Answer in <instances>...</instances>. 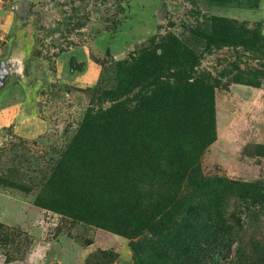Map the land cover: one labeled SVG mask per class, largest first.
Segmentation results:
<instances>
[{"label":"rangeland","instance_id":"1","mask_svg":"<svg viewBox=\"0 0 264 264\" xmlns=\"http://www.w3.org/2000/svg\"><path fill=\"white\" fill-rule=\"evenodd\" d=\"M213 17L263 25L264 35V0H0V59L16 44L28 51L26 84L16 78L0 91V264H195L187 255L215 235L226 239L223 263L264 261V47L208 45ZM174 36L194 50L197 76L221 79L213 121L197 136L180 132L184 140L142 115L138 126L158 151L196 158L208 185L196 188L191 168L170 200L140 192L162 233L129 238L113 216L101 225L73 218L62 204L95 194L98 152L114 143L98 117L148 94V72L129 84L126 67ZM258 73V87L243 84ZM122 85L127 93H117Z\"/></svg>","mask_w":264,"mask_h":264},{"label":"trees","instance_id":"2","mask_svg":"<svg viewBox=\"0 0 264 264\" xmlns=\"http://www.w3.org/2000/svg\"><path fill=\"white\" fill-rule=\"evenodd\" d=\"M262 27L263 25H259L252 31L244 24L224 17H213L210 23L211 32L203 38L210 46H238L262 54L264 47ZM158 47L161 48V54L143 52L126 67L131 72L129 84L134 83L132 80L139 84L140 75L137 73L148 72L145 76L150 87L148 94L138 92L131 101L132 105L128 106L130 102L124 101L106 112L104 116L98 117L99 123L109 124L114 130L112 137L114 143L110 144L106 151L100 149L98 152L100 159L96 167L101 168L103 177L100 176V181L94 186L95 194L89 198L67 196L68 203L62 204L68 208V213L73 218L96 222L98 225L106 224L105 222L109 221L107 217L113 216L116 222H120L121 228H128L125 235L129 238L144 230L154 234L162 233L156 220L151 219L155 214L147 216V212L140 205V192L146 200L157 195L162 201L170 200L177 192L175 186L179 188L175 179H182L183 176L180 174L188 172L191 168H193L191 172L194 173L193 185L198 189L208 185L195 167L196 158L190 161L181 151H175L170 147L158 151L156 144L150 146V138L144 142V129L138 125L142 115L146 127L163 130L165 135L180 140H184L180 137V132L186 130L192 131L193 136L199 135L213 121V96L222 84L221 79H214L209 75L197 76L198 59L194 50L177 37L170 38L168 42L167 38L162 39L155 48ZM166 47H170L171 50H165ZM145 62L148 64L147 67L144 65ZM254 76L252 80H245L243 84L258 87L260 82L256 77H259V73ZM129 87L131 86L122 85L117 93H127L125 89ZM146 109L150 111L146 112ZM206 142L210 140L202 139L201 146H206L204 145ZM105 162L109 164L102 165ZM163 163L165 164L162 165ZM64 182L76 183L71 179ZM164 183L169 187L165 194L162 191ZM231 184L247 190V187L241 186L238 182ZM135 221H139L140 224L133 226ZM208 245L209 249L206 246V250L196 247L198 252L189 253L188 258L196 262L195 264L206 259H209L211 264H264V261L260 260L242 262L240 259L223 263L226 239H218L215 235Z\"/></svg>","mask_w":264,"mask_h":264},{"label":"water","instance_id":"3","mask_svg":"<svg viewBox=\"0 0 264 264\" xmlns=\"http://www.w3.org/2000/svg\"><path fill=\"white\" fill-rule=\"evenodd\" d=\"M27 49L19 44L13 46L7 58L0 59V91L7 87L14 76L22 83L26 84V56Z\"/></svg>","mask_w":264,"mask_h":264},{"label":"flooded vegetation","instance_id":"4","mask_svg":"<svg viewBox=\"0 0 264 264\" xmlns=\"http://www.w3.org/2000/svg\"><path fill=\"white\" fill-rule=\"evenodd\" d=\"M17 77L16 76H14L12 79H16Z\"/></svg>","mask_w":264,"mask_h":264}]
</instances>
